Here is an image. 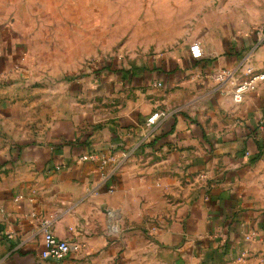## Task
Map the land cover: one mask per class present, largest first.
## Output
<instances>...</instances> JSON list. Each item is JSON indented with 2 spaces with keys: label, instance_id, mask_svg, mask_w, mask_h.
Masks as SVG:
<instances>
[{
  "label": "crops",
  "instance_id": "1",
  "mask_svg": "<svg viewBox=\"0 0 264 264\" xmlns=\"http://www.w3.org/2000/svg\"><path fill=\"white\" fill-rule=\"evenodd\" d=\"M252 23L200 60L47 83L25 0H0V264H264V81L236 103L215 79L264 73ZM46 230L80 252L44 259Z\"/></svg>",
  "mask_w": 264,
  "mask_h": 264
},
{
  "label": "rangeland",
  "instance_id": "2",
  "mask_svg": "<svg viewBox=\"0 0 264 264\" xmlns=\"http://www.w3.org/2000/svg\"><path fill=\"white\" fill-rule=\"evenodd\" d=\"M263 19L264 0H25V53L37 77L65 83L118 58H203L231 23Z\"/></svg>",
  "mask_w": 264,
  "mask_h": 264
},
{
  "label": "built area",
  "instance_id": "3",
  "mask_svg": "<svg viewBox=\"0 0 264 264\" xmlns=\"http://www.w3.org/2000/svg\"><path fill=\"white\" fill-rule=\"evenodd\" d=\"M256 35L259 42H264V22L260 27L256 29ZM193 59H195L193 57ZM202 59L199 56L195 60ZM236 71H221L220 73L215 75V79L220 82H232L234 92H233V100L236 103L242 102L244 94L248 91L254 90L257 84L260 81H264V73L256 74L252 71V69L248 68L245 72V76L247 77L245 80L239 81L235 79ZM160 86V85H159ZM160 115H154L150 120L149 124H155L159 119ZM45 250L42 253V257L44 259H52L57 262L64 261L70 254L79 253L81 247L78 243L69 242L66 240H61L57 238L51 231L45 232L44 236Z\"/></svg>",
  "mask_w": 264,
  "mask_h": 264
},
{
  "label": "trees",
  "instance_id": "4",
  "mask_svg": "<svg viewBox=\"0 0 264 264\" xmlns=\"http://www.w3.org/2000/svg\"><path fill=\"white\" fill-rule=\"evenodd\" d=\"M258 157H259V156L255 157V158L253 159V161H254V160H257V159H258Z\"/></svg>",
  "mask_w": 264,
  "mask_h": 264
}]
</instances>
